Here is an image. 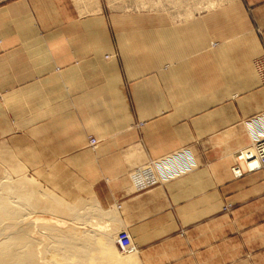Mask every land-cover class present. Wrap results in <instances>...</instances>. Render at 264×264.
<instances>
[{
	"label": "rangeland",
	"instance_id": "obj_1",
	"mask_svg": "<svg viewBox=\"0 0 264 264\" xmlns=\"http://www.w3.org/2000/svg\"><path fill=\"white\" fill-rule=\"evenodd\" d=\"M69 2L48 13L64 14L71 27L48 23L40 28L44 39L20 40L21 68L4 71L0 57V178L33 177L69 203L96 197L129 235L135 255L126 263L264 264V164L255 153L264 138L262 24L239 0ZM43 40L55 54L46 70L25 51ZM147 125L155 145H189L139 160L132 175L170 182L197 168L206 174L207 159L214 188L209 166L208 199H198L193 221L176 208L165 229L135 232L126 229L120 200L110 204L89 156L105 139L97 132ZM212 126L215 135L207 133ZM175 156L176 164L162 167ZM57 216L33 211L13 228L34 225L30 235L40 246L58 221L80 235L113 226L100 217L79 223Z\"/></svg>",
	"mask_w": 264,
	"mask_h": 264
},
{
	"label": "crops",
	"instance_id": "obj_2",
	"mask_svg": "<svg viewBox=\"0 0 264 264\" xmlns=\"http://www.w3.org/2000/svg\"><path fill=\"white\" fill-rule=\"evenodd\" d=\"M61 1L0 0V57L5 58L4 71H17L18 68H21L19 64L22 48L18 49L21 46L20 40L32 39L36 37V34L44 33L40 28H44L45 24L48 23L62 22V31H65L66 25L71 27L70 18L65 17L64 14L54 17V14L50 16L48 13L49 8L54 10L55 7H60L64 3L65 5L70 4L69 0ZM239 1L243 7L248 8L252 13L253 21L262 24L264 28V0ZM40 7L42 11L37 9ZM26 8H35V12H32V10H29L28 13L23 12ZM45 35L46 33L42 34L41 38L44 39ZM45 44L46 42L43 40L41 43L32 44L31 48H25V51L30 49L29 52H26V57H30L27 60L35 65H45L39 67V69L44 70L51 68L50 65H55L54 51ZM37 67L31 66V69ZM240 114L242 116L245 113L241 112ZM147 127L148 125L144 126L141 131H136L130 129V127L119 129L111 126L107 131H99L97 133L99 135L104 134L105 137L103 138L105 139L99 148L91 152V156H89L90 163L94 166L93 173L98 177L97 182L103 181L105 183L104 187L109 191L107 197L110 199V204H113L114 200H120L122 219L126 222V229L135 232L165 229L164 225L174 220V210L176 208L180 211V215L183 212L184 216L193 221L195 219L193 216L199 214L198 199L201 197L208 199L209 166H211L210 172L212 175L211 189L214 188V165L209 164L210 162L207 159L206 174L203 171L202 175H199V169L197 168L170 182L149 181L146 178L148 174H145V176L140 174L137 177L132 175L131 169L139 160H153L158 156H165L182 146L189 145L188 143L155 145L147 137ZM214 128L215 126H212V131H207V133L215 135ZM179 134H182V132ZM176 159H178V156L173 157L171 160L165 159L161 162V165L163 168L168 167L170 169L172 163L176 164ZM205 177L206 188L202 186L203 184L200 185ZM210 197H213V194ZM210 204L211 212H214L213 203L210 202ZM151 224H158V226H152Z\"/></svg>",
	"mask_w": 264,
	"mask_h": 264
},
{
	"label": "bare ground",
	"instance_id": "obj_3",
	"mask_svg": "<svg viewBox=\"0 0 264 264\" xmlns=\"http://www.w3.org/2000/svg\"><path fill=\"white\" fill-rule=\"evenodd\" d=\"M4 155L12 159L13 154L6 150ZM81 208L86 209L85 214L79 211ZM37 210L79 223L88 222L90 217H100L113 226L108 230L101 225L95 228L92 224L93 229L80 235L73 227L57 226L58 220L63 222L58 218L57 225L46 227L45 243L38 246L37 240L30 235L34 225L13 228L24 215ZM120 224L116 212L101 206L96 197L79 198L77 202L69 203L54 191L42 189L33 177L0 178V264H132L126 262L132 260L127 257L135 255L132 254L133 246L129 235L121 231Z\"/></svg>",
	"mask_w": 264,
	"mask_h": 264
},
{
	"label": "built area",
	"instance_id": "obj_4",
	"mask_svg": "<svg viewBox=\"0 0 264 264\" xmlns=\"http://www.w3.org/2000/svg\"><path fill=\"white\" fill-rule=\"evenodd\" d=\"M258 150L255 153H258L259 164H264V138L258 140Z\"/></svg>",
	"mask_w": 264,
	"mask_h": 264
}]
</instances>
